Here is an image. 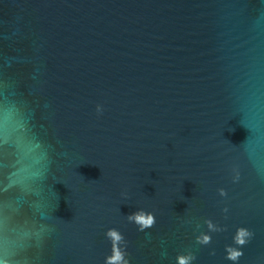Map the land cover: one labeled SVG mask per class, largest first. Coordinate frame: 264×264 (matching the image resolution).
I'll use <instances>...</instances> for the list:
<instances>
[{
    "label": "water",
    "instance_id": "water-1",
    "mask_svg": "<svg viewBox=\"0 0 264 264\" xmlns=\"http://www.w3.org/2000/svg\"><path fill=\"white\" fill-rule=\"evenodd\" d=\"M109 228L264 264V0H0V264H105Z\"/></svg>",
    "mask_w": 264,
    "mask_h": 264
},
{
    "label": "clouds",
    "instance_id": "clouds-1",
    "mask_svg": "<svg viewBox=\"0 0 264 264\" xmlns=\"http://www.w3.org/2000/svg\"><path fill=\"white\" fill-rule=\"evenodd\" d=\"M96 111L98 114L103 113L104 107L101 104L96 106ZM238 179V177H237ZM220 195L226 196L227 192L224 189H220ZM227 212V208L224 210ZM129 222H133L138 226L139 231H145L153 227L156 223L155 213L147 211L144 209H139L127 216ZM208 229L210 232L221 231L222 229L218 228L212 220L206 221ZM199 227V225H197ZM210 232H202L196 237V240L199 244L207 245L211 243L212 237ZM106 237L111 241V254L106 256L105 264H130L127 253L128 242L124 234L117 228H109L105 233ZM252 232L246 227H239L236 231V234L233 237V242L235 245L243 246L248 243L249 238L252 236ZM226 258L232 261H238V259L243 255L242 247H234L232 244L226 245ZM212 254H215L214 251ZM195 259V256L192 252L187 254H179L177 256V264H191Z\"/></svg>",
    "mask_w": 264,
    "mask_h": 264
}]
</instances>
